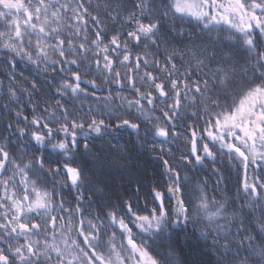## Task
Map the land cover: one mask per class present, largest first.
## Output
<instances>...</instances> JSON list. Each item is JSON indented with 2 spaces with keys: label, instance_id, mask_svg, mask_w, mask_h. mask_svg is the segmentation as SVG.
Instances as JSON below:
<instances>
[{
  "label": "snow or ice",
  "instance_id": "snow-or-ice-1",
  "mask_svg": "<svg viewBox=\"0 0 264 264\" xmlns=\"http://www.w3.org/2000/svg\"><path fill=\"white\" fill-rule=\"evenodd\" d=\"M190 226L264 264V0H0V264H178Z\"/></svg>",
  "mask_w": 264,
  "mask_h": 264
},
{
  "label": "trees",
  "instance_id": "trees-1",
  "mask_svg": "<svg viewBox=\"0 0 264 264\" xmlns=\"http://www.w3.org/2000/svg\"><path fill=\"white\" fill-rule=\"evenodd\" d=\"M97 0H93V3H96ZM102 2V0H100ZM185 28L190 29V25L185 23ZM119 30V29H118ZM21 67H26L21 64ZM121 72H124V68L119 69ZM100 94V93H98ZM102 95V94H101ZM125 96H129V93L125 91L123 93ZM30 111V109H29ZM158 114V113H157ZM123 135L118 136L119 142L121 145H127L132 147L131 141L134 137L128 135L130 130H122ZM83 139V137H81ZM110 137H105L103 139H97L96 144L98 146H103L107 148V142L110 140ZM163 139V138H158ZM113 144L116 143L115 140L111 141ZM169 145L166 143L165 147ZM139 164L141 168H146L149 174L159 171L161 168V161L157 159L154 155H149L148 151L144 149L132 148L131 158L125 162V167L130 170H135V165ZM112 184L115 188L119 189L121 186L128 187V175L124 174H115L112 177ZM193 229L191 226L187 230L176 229L175 233L172 236V245L176 250V257L178 264H209L213 260V252L204 247L202 243H197L195 236L193 235ZM198 234V233H197Z\"/></svg>",
  "mask_w": 264,
  "mask_h": 264
}]
</instances>
